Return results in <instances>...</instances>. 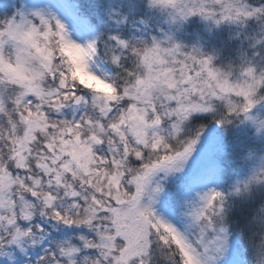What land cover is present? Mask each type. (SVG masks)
<instances>
[{"label": "snow or ice", "instance_id": "snow-or-ice-1", "mask_svg": "<svg viewBox=\"0 0 264 264\" xmlns=\"http://www.w3.org/2000/svg\"><path fill=\"white\" fill-rule=\"evenodd\" d=\"M0 264H264V0H0Z\"/></svg>", "mask_w": 264, "mask_h": 264}]
</instances>
